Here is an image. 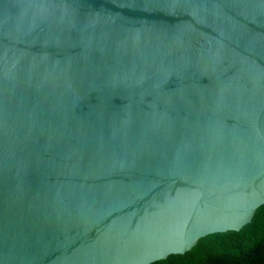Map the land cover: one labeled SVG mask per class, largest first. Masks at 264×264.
Segmentation results:
<instances>
[{"label": "water", "instance_id": "95a60500", "mask_svg": "<svg viewBox=\"0 0 264 264\" xmlns=\"http://www.w3.org/2000/svg\"><path fill=\"white\" fill-rule=\"evenodd\" d=\"M264 205V0H0V264H152Z\"/></svg>", "mask_w": 264, "mask_h": 264}, {"label": "trees", "instance_id": "16d2710c", "mask_svg": "<svg viewBox=\"0 0 264 264\" xmlns=\"http://www.w3.org/2000/svg\"><path fill=\"white\" fill-rule=\"evenodd\" d=\"M152 264H264V205L238 232L205 236L183 255Z\"/></svg>", "mask_w": 264, "mask_h": 264}]
</instances>
